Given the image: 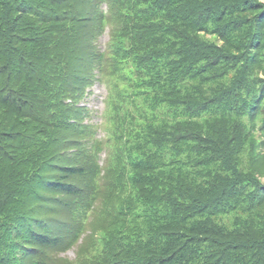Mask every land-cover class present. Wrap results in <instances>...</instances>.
<instances>
[{
    "label": "trees",
    "instance_id": "trees-1",
    "mask_svg": "<svg viewBox=\"0 0 264 264\" xmlns=\"http://www.w3.org/2000/svg\"><path fill=\"white\" fill-rule=\"evenodd\" d=\"M261 178L264 0H0V264H264Z\"/></svg>",
    "mask_w": 264,
    "mask_h": 264
},
{
    "label": "rangeland",
    "instance_id": "rangeland-1",
    "mask_svg": "<svg viewBox=\"0 0 264 264\" xmlns=\"http://www.w3.org/2000/svg\"><path fill=\"white\" fill-rule=\"evenodd\" d=\"M107 39H108L107 32H105V34H103V36L99 40L101 47H104V44L106 43ZM104 85L103 83H100L97 78V81L94 83V86L89 90L90 93L87 95L86 98H83V101H82L83 106L89 110L90 114H88L87 116H84L83 114L80 117L82 118V120H79L81 126L90 125L91 132L94 135V137L101 139V140H104V136L105 134H107V132H105L104 129L101 130L98 127V124L102 120L100 113L103 110L105 97L107 96V89L106 87L105 88L103 87ZM97 128H98V131H96ZM88 136L84 139V141L88 139ZM82 138H83V135H81L80 138L78 137V139H82ZM101 154L102 155L100 156V159H101L102 166H103L105 154L104 153H101ZM104 174L105 173L102 172V175ZM261 181L264 184V178H261ZM105 182H106L105 180H101L99 184L97 185V187L99 186L101 189H103L104 188L103 183ZM113 206H115L114 209L119 210L120 208H123L126 205L120 204L119 200L118 202L113 200ZM19 209H20V214H21L23 211L22 206ZM38 215L40 214L38 213ZM91 217L92 215H90V218H89L90 224H91V221L93 220ZM66 232L67 231L65 229L64 235ZM90 233H91V230L88 225L85 233L80 235L78 241L73 246H71L67 250L58 252L55 255V257H57L59 261L64 264H83V261H86V260L88 261L85 262L84 264H90V262L92 261L93 255L100 254L102 251L101 242L98 241L96 243L95 242L96 239L92 237ZM101 257L103 258V256H98V258H101Z\"/></svg>",
    "mask_w": 264,
    "mask_h": 264
}]
</instances>
